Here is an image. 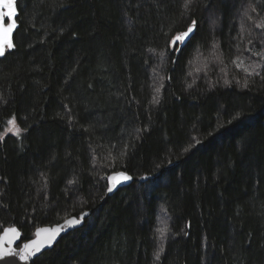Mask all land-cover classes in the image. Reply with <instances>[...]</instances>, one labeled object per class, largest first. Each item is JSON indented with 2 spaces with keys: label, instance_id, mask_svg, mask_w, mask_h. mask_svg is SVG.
Segmentation results:
<instances>
[{
  "label": "trees",
  "instance_id": "obj_1",
  "mask_svg": "<svg viewBox=\"0 0 264 264\" xmlns=\"http://www.w3.org/2000/svg\"><path fill=\"white\" fill-rule=\"evenodd\" d=\"M184 3H18L0 234L91 212L31 264H264V0ZM13 118L23 131L4 135ZM119 171L155 177L105 199Z\"/></svg>",
  "mask_w": 264,
  "mask_h": 264
},
{
  "label": "snow or ice",
  "instance_id": "obj_2",
  "mask_svg": "<svg viewBox=\"0 0 264 264\" xmlns=\"http://www.w3.org/2000/svg\"><path fill=\"white\" fill-rule=\"evenodd\" d=\"M192 2L193 0H185L184 7L187 9ZM3 9H7V11L5 12L3 11ZM15 15L16 0H0V56L5 54V49H11L14 47L12 33L13 30L16 28V21L14 19ZM5 18H7L9 21L7 24H5L4 22ZM196 24L197 22L193 20L192 23L187 27L186 31L180 32L179 34L173 37L172 44L175 46L178 43H184L189 38L190 34L194 32ZM257 27H264V23L257 24ZM174 50H178V48L174 47ZM161 55H163V53H161ZM237 67H239V64H237ZM245 71H247V69H245ZM228 83L229 81L225 80V84ZM244 86L247 87V82H245ZM156 91L159 92V88H157ZM8 124L11 127L9 129H6V131H11L13 135L18 136L20 132L23 131L16 125L15 118L8 120ZM2 138L3 136L0 135V139ZM197 143H199V141H197ZM185 151H187V149H185ZM131 179L132 177L123 171L114 172L112 175H109L107 177V180L109 182V186L107 189L108 192L113 191V189L116 188L117 185L127 182ZM81 222L82 220L77 218L68 219L65 221V225L57 226L53 229H37L36 235H39L41 232H51V235L47 239V244L50 246L52 241L56 239V236L59 234V232L63 231L65 227H75ZM157 231L161 234V236H163L165 229L161 228L157 229ZM5 232H12L19 235L15 228L6 229ZM44 246L45 244L43 242L32 241L30 244H25L19 252H15L12 249H4L3 244L0 243V260H3L4 264H14V261H9L5 259L6 257L11 256L18 257L20 261H25L28 260L30 257L35 256L36 253H39ZM160 251H163V248H161ZM156 255L157 258H159L160 253L157 252Z\"/></svg>",
  "mask_w": 264,
  "mask_h": 264
},
{
  "label": "water",
  "instance_id": "obj_3",
  "mask_svg": "<svg viewBox=\"0 0 264 264\" xmlns=\"http://www.w3.org/2000/svg\"><path fill=\"white\" fill-rule=\"evenodd\" d=\"M19 2H20V0H16V15L14 17V19L16 21V28L13 30V33H12L13 44H14V35H15V33H16L18 27H19V25L17 23V18H18L17 5H18ZM3 11L6 12L7 9H3ZM4 22H5V24H7L9 21H8L7 18H5ZM194 33H195V30H194L193 33L190 34L189 38L184 43L180 44V47H183L191 39V37L194 35ZM13 49H14V47L11 48V49H5V53H6V51L11 52ZM4 55H2L0 57H3ZM112 174H110V175H112ZM128 175L131 176L130 174H128ZM154 177L155 176H152V177H150V176H148V177H139V178L132 177L131 180L117 185V187L114 188L113 191L108 192V190H106L105 199H107L109 197H112L120 189H123V188H126V187L130 186L134 182L145 183V182H147V181H149L151 179H154ZM108 186H109V182L107 180V189H108ZM82 214H86V215H82ZM90 214H91V212L86 211V212L81 213L77 217H75V216L69 217V218L65 219L63 222L59 223V224H56V225H53V226H42V227L37 228V229H53V228H56L57 226L65 225V221L68 220V219L77 218V219H81L82 220V222L79 225L75 226V227H65V229L63 231L59 232V234L56 236V239L54 241H52L50 246L47 244V239L51 235V232H41L39 235H36V230H37L36 229L35 232H34V237L31 240L21 243V235H22V233H21V231H20V229L18 227L13 226V227L5 228L0 234V243L3 244V248L4 249H12L15 252H19L23 248V246L25 244H30L32 241L43 242L45 244V246L41 249V251L39 253H36L35 256L30 257L28 260L20 261L18 257H11V256L10 257H6L5 259H7L9 261H14V264H31L32 261H34L36 258H38L43 253L51 250L54 246H56L58 244V242L63 237H65L66 235H68V234H70V233L82 228L84 226V224H85V220L90 216ZM12 228H15L17 233H19V235H17L16 233H12V232H7V233L5 232L6 229H12ZM0 264H4V261L0 260Z\"/></svg>",
  "mask_w": 264,
  "mask_h": 264
},
{
  "label": "rangeland",
  "instance_id": "obj_4",
  "mask_svg": "<svg viewBox=\"0 0 264 264\" xmlns=\"http://www.w3.org/2000/svg\"><path fill=\"white\" fill-rule=\"evenodd\" d=\"M177 45L180 46L179 43H178ZM177 45H175V46H177ZM172 46H174V45L172 44ZM175 46H174V47H175ZM16 125H17V124H16ZM10 127H11V126L8 125L7 129H9ZM7 134H12V132H11V131H5L4 135H7Z\"/></svg>",
  "mask_w": 264,
  "mask_h": 264
}]
</instances>
